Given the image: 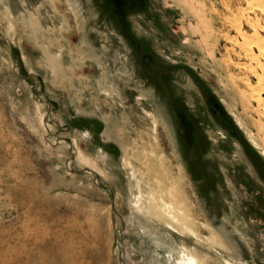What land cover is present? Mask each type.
I'll use <instances>...</instances> for the list:
<instances>
[{
  "label": "rangeland",
  "instance_id": "obj_1",
  "mask_svg": "<svg viewBox=\"0 0 264 264\" xmlns=\"http://www.w3.org/2000/svg\"><path fill=\"white\" fill-rule=\"evenodd\" d=\"M193 1L0 0V264H264V0Z\"/></svg>",
  "mask_w": 264,
  "mask_h": 264
},
{
  "label": "bare ground",
  "instance_id": "obj_2",
  "mask_svg": "<svg viewBox=\"0 0 264 264\" xmlns=\"http://www.w3.org/2000/svg\"><path fill=\"white\" fill-rule=\"evenodd\" d=\"M182 4L185 7H188L190 9H192L191 7H193L195 5L193 0H183ZM193 11H192V13L196 16L195 19L198 21L199 24L202 25L205 32L207 33L206 35L205 34L202 35V41L205 42L206 39L208 38V35H209V31H210L209 23L210 22L208 21V23L205 22V24H204V20H205L204 12L200 13L197 10L196 11L193 10ZM202 11H204V10H202ZM195 31L199 32V30H197V29ZM260 48H261V50L259 52L264 54V46H261ZM261 129L264 130V128H262V127H261ZM261 139H262V142L264 143V135H262ZM255 146L258 147L256 142H255ZM262 154L264 156V149L262 150ZM158 176H159V178L157 177L158 181L153 180V181H155L154 184H155L157 190L155 191L153 188V190L155 192H152L151 194H149V196L147 198V203H148L147 207H148L149 211L154 212V215L156 216V218L158 220H160L162 222H163V220H166L168 226L173 228L174 227L173 224L177 225L180 223L181 220H180L179 215H181V213H182L181 208H180V204L177 201V196H178L177 190L174 189L173 186L166 188L167 184L165 181H163V179L161 177L162 175L158 174ZM151 188H152V186L150 187V189ZM145 195H147V193ZM142 199H143L142 195L139 196L138 200L136 201L135 204L137 205L138 203H140V201H142ZM182 224H183L182 226H184L187 231H189L190 233H193L191 228L189 226H187L185 222ZM184 264H197V263L193 257L188 256L187 259L184 261Z\"/></svg>",
  "mask_w": 264,
  "mask_h": 264
},
{
  "label": "flooded vegetation",
  "instance_id": "obj_3",
  "mask_svg": "<svg viewBox=\"0 0 264 264\" xmlns=\"http://www.w3.org/2000/svg\"><path fill=\"white\" fill-rule=\"evenodd\" d=\"M112 9L116 14L117 21L121 24L124 23L125 19V6L123 0H112ZM126 2V1H125Z\"/></svg>",
  "mask_w": 264,
  "mask_h": 264
}]
</instances>
